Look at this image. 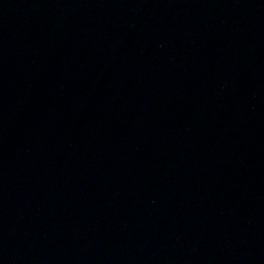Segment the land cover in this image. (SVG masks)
Returning a JSON list of instances; mask_svg holds the SVG:
<instances>
[{"label":"water","instance_id":"water-1","mask_svg":"<svg viewBox=\"0 0 264 264\" xmlns=\"http://www.w3.org/2000/svg\"><path fill=\"white\" fill-rule=\"evenodd\" d=\"M0 264H264V0H0Z\"/></svg>","mask_w":264,"mask_h":264}]
</instances>
